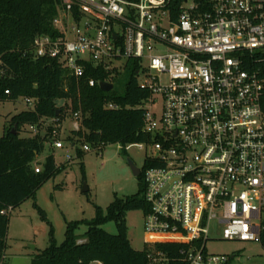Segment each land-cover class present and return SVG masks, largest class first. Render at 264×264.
I'll return each instance as SVG.
<instances>
[{
    "label": "built area",
    "instance_id": "obj_1",
    "mask_svg": "<svg viewBox=\"0 0 264 264\" xmlns=\"http://www.w3.org/2000/svg\"><path fill=\"white\" fill-rule=\"evenodd\" d=\"M53 26V35L35 36L30 58L55 59L78 82L90 64L103 70V80L86 78L91 87L114 85L133 61L148 91L140 107L150 139L137 143L150 163L143 176L147 264H231L208 251L212 221L227 240L260 244L264 0H60ZM23 99L27 111L36 109L37 98ZM72 120L73 130L84 129L81 110ZM49 121L54 146L63 148L62 122ZM158 243L186 247L171 258Z\"/></svg>",
    "mask_w": 264,
    "mask_h": 264
},
{
    "label": "trees",
    "instance_id": "obj_2",
    "mask_svg": "<svg viewBox=\"0 0 264 264\" xmlns=\"http://www.w3.org/2000/svg\"><path fill=\"white\" fill-rule=\"evenodd\" d=\"M59 5L60 0H0V102L23 97L38 99L34 111L24 110L12 116L0 137V264L5 259L12 212L28 198L35 197L44 183L65 169L58 166L54 155L50 154L39 163L41 168L36 172L38 156L48 137H22L25 126L36 125L41 119L58 117L61 121L69 107L72 111L81 110L83 115L84 129L72 130L68 138L74 145L83 140L94 149L108 144H119L125 149L129 144L150 139L142 132L144 111L140 107L148 91L138 84L135 62L128 63L125 80L117 78L114 88L107 92L98 84L89 86L86 78L98 81L105 78L103 70L91 64L86 77L78 82L57 60L29 57L27 50L36 35L55 33L53 19ZM261 74L264 77V66ZM6 90L10 91L9 95ZM60 101L65 102L63 106H58ZM261 101L264 106V92ZM108 103L117 107H105ZM84 153L77 148L78 158H83ZM148 166L150 163L145 161L137 176L138 193L116 196L106 210L96 206L92 220L67 222L64 241L57 244L51 236L49 246L33 258L31 264H147V250H135L130 244L126 215L130 210H148L143 179ZM81 170L85 179L83 162ZM110 221L117 225L115 235L103 228ZM83 225L88 228L84 234L86 241L79 242L78 231ZM260 245L264 249V229ZM184 247L183 244L158 243L154 248L174 258L180 256Z\"/></svg>",
    "mask_w": 264,
    "mask_h": 264
},
{
    "label": "rangeland",
    "instance_id": "obj_3",
    "mask_svg": "<svg viewBox=\"0 0 264 264\" xmlns=\"http://www.w3.org/2000/svg\"><path fill=\"white\" fill-rule=\"evenodd\" d=\"M125 78L126 71L121 74V79ZM139 80L143 81V75H140ZM64 103L60 101L58 106H63ZM24 110L26 107L23 98L0 102V137L11 117ZM72 114V109L68 107L65 118L61 120L62 128L57 140L64 143L63 148L55 147L48 135L52 124L49 119L43 122L37 132L30 130L29 126L22 129V137H48L43 152L38 156L36 167L41 168L39 163L44 162L51 154L57 165L65 166V169L44 183L35 197L28 198L12 212L3 264H31L32 259L49 246L51 236L57 244L64 241L67 222L92 220L96 215V206L106 210L116 196H130L140 189L130 162L142 170L147 152L137 143L129 144L125 149L119 144H108L102 150L92 148L84 151L83 158H78L77 148L83 149L85 142L80 140L73 146L68 141L73 130ZM81 162L85 165V179ZM85 185L88 192L82 191ZM126 220L132 248L138 251L150 249V245L145 243L144 212L139 209L130 210ZM103 228L107 233H118L114 221L106 223ZM223 228L218 222H211L209 237L214 240H209L207 244L210 253L231 258V264H264V249L259 243L227 240L223 237ZM87 229L83 225L78 231L81 236L79 242L86 241L84 234Z\"/></svg>",
    "mask_w": 264,
    "mask_h": 264
},
{
    "label": "water",
    "instance_id": "obj_4",
    "mask_svg": "<svg viewBox=\"0 0 264 264\" xmlns=\"http://www.w3.org/2000/svg\"><path fill=\"white\" fill-rule=\"evenodd\" d=\"M100 88L103 91H111L114 88L113 84L110 83H106V82H100ZM130 166L132 168V171L134 173L135 176H139L141 173V170L139 168H137L132 162H130ZM83 192H88V187L85 185L82 189Z\"/></svg>",
    "mask_w": 264,
    "mask_h": 264
},
{
    "label": "crops",
    "instance_id": "obj_5",
    "mask_svg": "<svg viewBox=\"0 0 264 264\" xmlns=\"http://www.w3.org/2000/svg\"><path fill=\"white\" fill-rule=\"evenodd\" d=\"M99 264H101V263H99Z\"/></svg>",
    "mask_w": 264,
    "mask_h": 264
}]
</instances>
